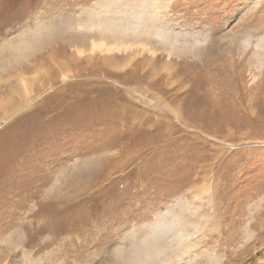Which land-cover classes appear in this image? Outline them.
<instances>
[{
    "label": "rangeland",
    "instance_id": "rangeland-1",
    "mask_svg": "<svg viewBox=\"0 0 264 264\" xmlns=\"http://www.w3.org/2000/svg\"><path fill=\"white\" fill-rule=\"evenodd\" d=\"M2 120L0 264H264V0H0Z\"/></svg>",
    "mask_w": 264,
    "mask_h": 264
},
{
    "label": "bare ground",
    "instance_id": "bare-ground-1",
    "mask_svg": "<svg viewBox=\"0 0 264 264\" xmlns=\"http://www.w3.org/2000/svg\"><path fill=\"white\" fill-rule=\"evenodd\" d=\"M100 26H101V25H100ZM101 28H103L105 31H106V30H107V31L115 30V29H111L108 25H104V27H101ZM119 28H120L119 31H122V33H124V34H129V33L132 32L131 28H130V29L127 28V27L125 28L123 25L120 26ZM133 30H134V29H133ZM139 31H140V30L135 29L134 32L139 33ZM101 33L105 35L104 32H101ZM138 35H139V34H138ZM135 36H136V35H135ZM136 38H137V37H136ZM123 41H124V40H123ZM123 41H121V44H122V46H123L125 49H124L122 46L119 45L120 41H117L116 43H111V42H109L108 40H105V39H100L99 41L96 40V41L94 42V47L97 48L99 52L112 53V52H113L114 50H116V49H118V50L121 51L122 48H123L124 50L127 51L128 48H132V49H133L134 44L136 45V43H132V42H129L130 44H129V45H126V44H124ZM135 41H136V39H135ZM138 43H139V42H138ZM139 44H140L139 46H142V47H145V46H146V44H144V42H140ZM136 46H137V45H136ZM146 49H147V48H146ZM149 51H150V50H149ZM3 121H4V120H2L0 123L2 124ZM1 124H0V125H1ZM182 230H183V228H182ZM180 233H181V232H180Z\"/></svg>",
    "mask_w": 264,
    "mask_h": 264
}]
</instances>
